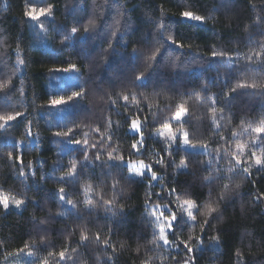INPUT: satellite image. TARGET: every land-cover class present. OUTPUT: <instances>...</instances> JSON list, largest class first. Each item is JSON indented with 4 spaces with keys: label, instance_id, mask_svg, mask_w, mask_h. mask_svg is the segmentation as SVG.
<instances>
[{
    "label": "trees",
    "instance_id": "obj_1",
    "mask_svg": "<svg viewBox=\"0 0 264 264\" xmlns=\"http://www.w3.org/2000/svg\"><path fill=\"white\" fill-rule=\"evenodd\" d=\"M34 2L38 7L54 5L53 16L42 18L48 36L23 16L26 0H0V83L5 84V90H0V115L27 113L7 129L0 128V190L26 201L20 208L11 204L8 210L0 207V264H40L43 259L56 264L55 254L65 249L72 257L68 264H142L145 260L149 264H181L188 255L194 257L195 264H239L237 251L243 257L242 264H264V199H255L264 193V173L253 170L245 179L242 172L234 176L228 172L233 163L230 152L235 150L236 140L250 139L247 135L233 138V133L260 118L264 96L258 94L260 89H246L234 94L230 101L225 99V93L238 83H260L264 79V65L255 63V52L261 51L260 44L264 43V0ZM181 10L204 15L206 23L179 16ZM89 20H95L98 26L90 33H83V26ZM161 21L164 28L157 30ZM72 26H78L82 34H74L71 43L62 44L64 34ZM112 31L118 33L115 38L111 37ZM166 31L182 41L185 48L168 41ZM109 40L114 47L105 62L100 53L108 47ZM157 41H162L163 47L153 67L142 81L133 83L135 75L145 71L146 60L132 49L139 47L150 54L160 46ZM212 51L226 55L211 57ZM249 56L253 57L252 61ZM18 58L26 59V65H17ZM68 63H77L80 74L50 71L67 67ZM58 76L60 83L51 86V79ZM81 80L88 93L85 98L58 108L47 106V99L53 95L79 90ZM197 92L200 100L195 98ZM131 93L141 101L139 111L131 101ZM121 94H129L127 107L123 100H118L116 105L109 103V98L118 99ZM149 103L153 105L151 109ZM180 103H185L189 113L185 131L193 143L207 149V154L182 148L169 156L161 138L153 135L169 121ZM212 109L221 125L219 132L212 126ZM136 115L141 120L146 118L142 129L146 146L142 154L131 149L137 137L129 131L126 122ZM221 115L224 120H219ZM29 120L31 136L25 127ZM109 120L112 122L110 141L102 135L109 127ZM76 126L79 127L74 139H88L90 144L97 145L103 139L104 145L89 149V162H85L76 177H68L61 183V173H66L73 162L80 167L84 150L51 133ZM177 127L173 123V128ZM95 128L101 132H93ZM85 132L89 133L87 137ZM229 146L230 151L225 154ZM113 150L114 154L124 156L125 162L154 163L165 158L163 167L157 164L154 168L158 175L164 176V187L157 182L149 187L147 178L132 176L123 166L119 171L113 167L109 174L101 162L91 163L97 151L103 153L101 160L106 161L107 153ZM248 151L259 154L260 147ZM9 152L13 153L12 159ZM17 155L23 159L25 177L18 174ZM181 160L188 164L187 170L178 169ZM242 160L248 161L250 157ZM29 161L33 162L32 169L27 168ZM221 173L230 179H218ZM205 177H212V182L202 183ZM116 181L119 183L113 192ZM237 183L241 185L238 190ZM225 184L230 185V191L225 192ZM88 185L93 191L87 198L95 202L94 207L84 202L83 189ZM61 186L66 188V199L77 202L75 208L59 200L56 189ZM171 188L177 189V193L170 197L167 190ZM149 191L160 192L161 198L149 197ZM185 192L192 195L201 209L205 203H214L225 194L222 215L213 218L203 233L200 224L205 217L199 212L196 224H185L183 218H178L175 233L168 236L174 250L160 240L151 243L153 234L158 236L159 230L154 227V217L148 215L150 207L172 199L171 207L176 208V195L186 198ZM114 195L115 203L109 210L103 201ZM82 230L89 235L86 245L80 243ZM97 234L110 240L106 250L103 244H97ZM176 235L182 240L192 236L191 246L196 248L199 243V250L189 254L180 245L177 252ZM214 235L220 237L218 242H210ZM42 236L46 243L40 242ZM196 236H201L202 242H197ZM32 241L36 243L33 245ZM25 244L31 245L30 249H25ZM112 248L117 249L115 259L107 260ZM29 250L34 255L29 256ZM7 252L13 256L5 260ZM49 253L53 255L50 257Z\"/></svg>",
    "mask_w": 264,
    "mask_h": 264
},
{
    "label": "snow or ice",
    "instance_id": "obj_2",
    "mask_svg": "<svg viewBox=\"0 0 264 264\" xmlns=\"http://www.w3.org/2000/svg\"><path fill=\"white\" fill-rule=\"evenodd\" d=\"M53 10L54 5L49 3L47 6H37V3L34 2V0H26V7L23 12V16L26 17L28 20L33 22L37 27L45 34V36H48V29L46 27V23L43 21V17H52L53 16ZM179 16L190 19L192 21H197L201 23H206V17L204 15L198 14L196 11L193 10H181L179 12ZM97 23L95 20H89L84 26H83V33H90L94 31L97 27ZM130 27V26H129ZM164 28V22L161 21L158 25L157 30H161ZM168 35L165 37L168 41H171L173 44H175L177 47L184 49L185 45L182 41L174 39L171 32H167ZM74 34H82L80 31V28L78 26H72L70 30L64 34L63 39L61 40L62 44H68L71 43L73 40ZM116 31L111 32V37L115 38L117 36ZM159 44V47H156L154 51H151L150 54H146L145 50L139 47H134L132 49L133 52L137 53V56H143L146 60V69L145 71L138 72L135 77L133 83L137 81H142L145 77V74L148 70H150L153 67V64L160 53L163 43L162 41L155 42ZM114 47V44L111 42V40L108 41V47L103 49L100 53L101 56L104 57L105 62L107 61V56L111 53L112 49ZM261 51L255 52V57L257 58L255 63L264 65V43L260 44ZM19 57V52L17 53ZM224 53H218L216 51H212L210 53L211 57H219L223 58ZM231 59V57H229ZM248 59L250 61L253 60L252 56H249ZM27 61L26 59H20L17 60V65H26ZM50 71L55 72H76L80 74V69L77 65V63H68L67 67H58L50 69ZM255 71V70H253ZM83 80H81V84L78 87L79 90H71L70 94L60 95L56 96L53 95L51 98L47 99L46 104L47 106H50L51 108H58L61 106H67L70 102L74 101H80L81 99L85 98L87 96V90L83 87ZM246 89H260L261 91L258 93L259 95L264 96V79L261 80L260 83H246V82H240L235 87L231 88L228 92L225 93V99L231 100L234 94L240 93L243 90ZM0 90H5V84L0 83ZM23 95V92L21 93ZM253 94H256L255 92ZM143 95V94H141ZM195 98L197 100L201 99L200 93L197 92L195 94ZM145 99H148V97L145 96ZM118 100H123L125 107H127L129 102V94H121L119 95L118 99H111L109 98V103L112 105H116L118 103ZM131 101L133 104L136 105L137 111H139V106L141 104V101L137 99V95L135 93H131ZM187 103V102H185ZM185 103L177 104L175 107V110L172 112L169 121L165 122L161 125L159 129H157V135L161 138L162 142L167 146L165 148V151L168 153L169 156L173 154L174 151L177 149H182L185 147H198L199 145L193 143L190 140L189 132L185 131L184 124L188 122V108L185 107ZM215 103V101H213ZM153 105L149 103L148 108L151 109ZM213 115L211 118L212 126L214 131L219 132L221 125L218 122V118L215 115V109H212ZM27 116L26 112H20L16 111L14 113H8L0 115V128L7 129L9 125L15 123L20 118H24ZM219 120H224V116H220ZM126 122L129 123V129L130 131L136 135V139L132 141L131 149L136 154H142L143 149L145 148V138H144V132L142 129L145 126L146 118L145 120H141L139 115H136L134 117L129 118ZM173 123L179 125L176 129L173 128ZM111 125L112 122L109 120V127L105 128L103 130L102 135L106 136L108 140H111ZM26 131L27 135L31 136L32 133V121H28L26 124ZM79 126L76 127H68L66 131L64 130H57L53 131L51 133L54 137L61 138L65 143H70L72 145L80 146L83 148V161L80 162V167H78L77 162H73L70 167L68 168L66 173H61V183L68 178V177H76L79 172L80 168L84 166L85 162H89V149L96 150L98 147L102 148L104 145V140L102 139L99 142V145L92 143H89L88 139H74L73 136L77 132ZM93 132L100 133V128L92 129ZM179 133V134H178ZM89 133L85 132L84 136L87 137ZM247 135L250 137L249 140H236L235 142V150L230 152L231 160H232V166L228 168V172L231 173L233 176L236 175L238 172H242L245 179H248L251 175L253 170L257 173H264V112L261 113L260 118L257 121H249L247 122L242 129V132L233 133V138L237 136H243ZM57 144L59 141L56 142ZM227 143V141H226ZM259 146L260 147V153L257 154L256 151H248L250 148H255ZM231 146H229V149H225V154H228L230 151ZM221 150H217V154L220 153ZM115 150L110 151L107 153V160L102 161L101 156L103 153L97 151V154L95 155L94 159L91 161V163L95 162H101L107 169L108 173H111V169L113 167L117 168L118 171L121 169V166L126 167L128 170V174L133 175L135 177H138L139 179L144 180L147 178L149 187L153 186L154 182H157L161 185V188L164 187L165 184V178L162 175H158L157 171L154 170L155 165L164 166L166 163L165 158H161L154 163H146L144 160H138V161H128L125 162V158L122 155L114 154ZM205 154H207V149L205 148ZM249 156L250 160L244 161L242 160L243 157ZM9 159L13 158V153H8ZM221 159L224 157L221 156ZM15 161L18 162L19 165V176L25 177V166L23 159L20 155L15 156ZM108 161H114L116 163L109 164ZM245 163H247V166H245ZM13 167H16V165H13ZM178 169L187 170L188 164L185 163L184 160H181L179 165L177 166ZM219 167V166H217ZM28 169L33 168V162L29 161L27 164ZM33 175H35L33 173ZM218 179H230V177L221 175L217 177ZM212 182V177H205L202 183L209 184ZM119 181H116L112 185L113 192L116 191V187ZM255 181H253V184ZM241 185L239 183L235 184V189H239ZM225 192L230 191V185L225 184L224 185ZM85 193V203L89 206H95V202L89 198H87V194L93 191V188L91 185L86 186L83 189ZM57 195L59 197L60 201H63L66 205L72 206L73 208L76 207V201L72 199H66V188L61 186L56 189ZM168 195L171 197L172 195L177 193V189L171 188L167 190ZM147 195L151 197L152 195H156V197L159 199L161 198V193L157 192L153 194L152 192H148ZM183 196L186 198H181L180 195H176L175 199L178 202L176 204V208L171 207L173 204V200L169 199L167 203L160 204L157 203L154 205L153 209L148 213L149 216L155 217L154 227L159 229V235L157 236L155 233L153 234L154 238L151 241V243L156 244L157 240L163 241L165 245H168L169 247L172 246V241L168 239L169 235H172L176 231V224L178 221V218H183V222L185 224H196L198 222L196 213H200L202 216L205 217L204 223L200 224V231L201 233L205 232L207 229V225L211 222L213 218L216 216L222 215V208L221 204L226 202V195L222 194L220 197L217 198V201L212 203H205L201 209V207L197 204L196 200L192 198V195L190 193H183ZM256 201H260L261 199H264V193H260L255 197ZM26 203L25 200L17 198L15 196H12L10 194H5L2 190H0V207H2L4 210H8L11 205H15L17 208L22 207ZM104 205L109 207V210H111V207L115 203V195L110 200H104ZM149 203L148 200L145 201V205L147 206ZM167 213V214H165ZM61 215H64V213H60ZM117 213H113V216H116ZM97 244H103L105 250L110 246V240L107 238L101 239V235L97 234L96 237ZM193 237L189 236L186 240H182L179 235L175 236V240L179 243L176 244V250L179 252L180 245H183L184 250H186L187 253L191 254L195 251L199 250V243L197 244V247L194 248L191 246V241ZM195 240L197 242H202L201 236H196ZM220 240V237L218 235H214L211 237L210 242H218ZM89 241V235L85 231H81L80 234V243L83 245H86ZM41 243H46L45 237L40 238ZM36 241H32V244L34 245ZM219 245L217 244V247ZM31 245L25 244V249H30ZM123 247V243L121 244V248ZM18 251L23 252L24 249H19ZM72 252L75 253L76 249H72ZM117 252L116 248H112V254L107 255V260H114L115 254ZM28 255L32 256L34 253L29 250ZM53 253H49V256L51 257ZM57 256L56 264H68V261L72 260V257L67 254V249L60 251L58 254H55ZM238 257L239 264H242L243 257L239 251L236 253ZM13 256V253L7 252L5 253V260H7L9 257ZM99 260L100 258L97 257ZM40 264H48L47 259H43L40 261ZM142 264H149L148 260H145L142 262ZM179 264V262H177ZM182 264H195V259L192 255H188L187 258H185L182 262Z\"/></svg>",
    "mask_w": 264,
    "mask_h": 264
},
{
    "label": "rangeland",
    "instance_id": "obj_3",
    "mask_svg": "<svg viewBox=\"0 0 264 264\" xmlns=\"http://www.w3.org/2000/svg\"><path fill=\"white\" fill-rule=\"evenodd\" d=\"M57 82H59L60 83V76H58V77H53L52 79H51V86L52 85H57ZM159 129V128H158ZM129 131H130V129H129ZM131 132V131H130ZM236 133H239V132H242V130L241 131H235ZM132 133V132H131ZM157 130H155L154 131V133H153V135L155 136V137H157V138H160L157 134ZM186 149H188V150H195V151H204V153H205V149L204 148H202L201 146H198V147H195V148H192V147H185ZM126 162H128V161H126ZM133 176V175H132ZM153 207L154 206H151L150 207V210H152L153 209ZM165 214H167V213H165ZM154 219H156L155 217H154ZM159 230V229H158ZM166 247H168L170 250H174V247L173 246H171V247H169L168 245H165ZM182 264V263H181Z\"/></svg>",
    "mask_w": 264,
    "mask_h": 264
}]
</instances>
